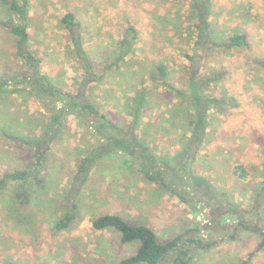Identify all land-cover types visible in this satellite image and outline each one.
I'll return each instance as SVG.
<instances>
[{"label":"rangeland","instance_id":"374dc122","mask_svg":"<svg viewBox=\"0 0 264 264\" xmlns=\"http://www.w3.org/2000/svg\"><path fill=\"white\" fill-rule=\"evenodd\" d=\"M213 4L216 37L237 30L249 34L250 46L214 50L201 62L203 72L211 73L213 68L224 74V88L214 84L211 90L227 91L240 106L226 114L210 112V143L191 166L167 122L178 96L151 78L162 64L168 81L178 90L187 89L191 65L187 56L198 59L190 7L180 0H28L29 32L41 72L60 91L90 98L118 126L110 136L130 138L128 99L145 89L151 91L149 109L134 135L151 147L149 155L156 153L171 164L166 179L172 187L173 181L182 186L184 199L137 172L118 174L114 165L130 156L116 148L111 151L118 153L113 159L97 160L90 172L80 173L82 160L97 158L108 140L75 114L64 116L61 136L37 171L31 165L41 139L34 140L38 133L27 132V121L33 117L42 125L45 119L39 114L49 115L46 109L59 103L44 96L18 99L5 92L0 95V114L15 115L14 121L19 119L23 125L5 124L0 129L7 134L27 132L34 141L27 146L1 136L0 131V178L15 170H29L33 176L0 194V264H120L137 252L140 242L124 244L119 232L96 231L93 220L105 214L156 229L161 243L191 231V237L201 241L200 246H191V264H239L251 254L249 264H264V248L258 251L262 239L242 228L247 224L264 229V70L254 62L264 59V0H215ZM67 13L75 14L82 25L86 59L76 54L61 21ZM10 16L15 18L0 4V77L12 76L24 66L16 56V38L1 23ZM131 28L137 31L132 53L119 67L109 68ZM88 79L91 84L84 88ZM223 150L230 156L222 158ZM129 160L140 167L141 161ZM238 173L241 181L234 177ZM73 205L77 210L71 228L56 231L57 222ZM140 209L146 213L143 219L136 211L137 218L129 217ZM160 213L167 217H159ZM175 256L169 253L160 264H169Z\"/></svg>","mask_w":264,"mask_h":264},{"label":"trees","instance_id":"16d2710c","mask_svg":"<svg viewBox=\"0 0 264 264\" xmlns=\"http://www.w3.org/2000/svg\"><path fill=\"white\" fill-rule=\"evenodd\" d=\"M180 1H183L191 9L194 19L192 26L196 30L197 39L196 57L198 59H195L193 56H187L191 63L187 89H176L168 81L167 69L162 64L156 67V70L152 73L153 77L151 78L153 83H160V85L167 88L169 91H173L176 97L178 96L179 102L173 106L172 112L167 118V122L169 123V130L173 132L178 140L177 143L179 144V148L183 152L182 157L187 159L189 163L191 162V166H193L196 155H199L203 148L210 143V134L208 130L210 125V112L215 111L220 114H226L230 110L240 106L237 99L229 96L227 91L217 94L214 90H211L210 85L212 86L214 84L224 88L222 81L224 80V74L222 70L216 71L213 68H211L213 73L203 72L201 62L202 60H206L214 50L223 52H226L224 50H240L243 47H249L250 42L249 34L240 33L237 30H233L232 34L226 35L224 38L216 37V32L212 23L213 2L215 0ZM0 4L15 17L12 18L10 16V20L1 23L16 38V56L24 65L22 69L14 75L0 77V95L2 96L5 92L9 91L8 93L16 94L18 99H27L28 96H36L37 98L44 96L47 97V99H52L59 103V106H55L52 110L46 109L49 111V115L39 114L38 118L45 119L42 125H39V120L33 117L29 118L30 122L27 121V132L30 131L33 134L38 133L34 140L41 139V144L36 148L34 154L36 162L32 164L31 167L36 169L43 165L45 154L49 151L51 144L61 136V122L64 116L66 114H75L86 126L93 128L99 136L108 140L107 146L98 154L97 158L86 156L85 159L82 160L79 168L80 173L84 172L86 174L90 172L97 160L113 159L118 153L114 154L111 151L116 148L128 154L130 158L141 161V164H139L140 167L137 168L132 165V162L129 160L130 158L123 157L122 160L125 161H120L121 165L118 163V165H114V167L119 170L118 174H126L129 171L137 172L148 182L155 184L157 187L183 200L182 186L176 184L175 181H173V187L168 184L169 178L166 175V171H169L168 169L171 164L166 163V161L161 159L156 153L154 155H149L148 152H151V147L134 135L135 131L139 129L137 125L140 124L146 114L145 111L149 109L150 104L148 96L152 94L151 91L148 93L149 90L145 89L134 98L128 99L130 101L128 105L131 107L129 114L132 118V122L128 124L130 131L129 134H127L130 136V138H128L130 141L125 135H123L122 138L110 136V130L113 128L117 129L118 126L115 127L110 123L109 118L105 114H101L99 108L90 98H85L78 94L65 93L62 90L60 91L53 84L52 80L41 72V60L36 56L35 51H33L29 32L31 20L29 17L28 0H0ZM61 21L69 32L70 40L74 45L76 54L79 58L86 59L87 53L83 48L81 23L73 13H67ZM136 34L137 31L134 28H131L127 32L124 41L120 43L119 56L112 62L109 68L113 69L114 66L119 67L121 64L125 63L126 57L133 51L132 43L136 39ZM199 51H201L203 55L200 54ZM255 61L256 64L264 70V59L258 60L255 58L254 62ZM156 74L157 76L154 78ZM88 78L90 77L88 76ZM90 81L91 80L88 79L84 82V88L89 87L91 84ZM2 110L4 109L2 108ZM180 111L182 115L178 117L177 114ZM0 116H2L0 118V128L5 126V124L8 127L11 123H17L19 126L23 125L22 123L20 124L19 119H16L18 121H14L13 118L15 115L4 116V113H1ZM32 122L35 123L32 124ZM175 123H177L176 125L178 126H176ZM0 131L1 136L10 138L16 142H21L27 146H32V141H34L26 135L28 134L27 132L21 133L19 131L16 134H7L3 129H0ZM107 148L110 150H107ZM109 151L110 154L108 153ZM177 161H179V156ZM186 167L185 169H187L188 176L189 167ZM176 169L180 170L179 166H175L174 170ZM32 176L33 174H31L29 170L6 172L3 177L0 178V194L12 185H18L20 183L26 184ZM263 185L264 181L262 186ZM192 187L190 186V188ZM262 188L264 189V187ZM206 190L205 193H209V187ZM72 207V210L66 213L57 222L55 226L56 231L64 232L71 228L76 220L75 211L77 210L76 205ZM92 225L96 231L119 232L124 244L137 241L140 242V248L137 252L121 260L120 264H160L171 252L175 253L176 256L169 264H191L193 260L191 256L193 251L191 246L196 244L200 246L201 243V241L198 242V240L191 237V231L180 234L166 243H161L156 229L146 225H132L118 214L101 215L93 220ZM242 228L254 232L262 239V242L258 246V251L264 248V229L259 228L257 225L252 226L247 224H242ZM251 255L250 258L252 257ZM250 258L239 264H249Z\"/></svg>","mask_w":264,"mask_h":264},{"label":"crops","instance_id":"0c3cea01","mask_svg":"<svg viewBox=\"0 0 264 264\" xmlns=\"http://www.w3.org/2000/svg\"><path fill=\"white\" fill-rule=\"evenodd\" d=\"M220 150H222V147L220 148ZM229 151H231V150H229ZM220 153H222L221 155L223 156L222 158H224V157H228V156H230V155H228L229 153L228 152H226V151H222V152H220ZM220 153H219V155H220ZM226 155V156H225ZM228 155V156H227ZM234 177L236 178V179H238L239 181H241V179L239 178V173L236 175V174H234ZM228 181H231V179H229L228 178ZM232 183V182H231ZM233 185V184H232ZM233 187H235V185H233ZM150 204V203H149ZM147 206H150V205H147ZM146 206V207H147ZM148 208V207H147ZM135 211L138 213V214H140V217L143 219V217L146 215V213L143 211V210H134L133 212H131V216H129L130 218L131 217H133L132 219H134V218H137V216H135V214H133V213H135ZM159 215V217H161V218H163L164 219V217H167L166 215L164 216V215H161V213L160 214H158ZM125 218V217H124ZM157 231V230H156ZM157 235H158V232H157ZM252 235H255V233L254 232H252ZM159 236V235H158ZM256 236H257V234H256Z\"/></svg>","mask_w":264,"mask_h":264}]
</instances>
